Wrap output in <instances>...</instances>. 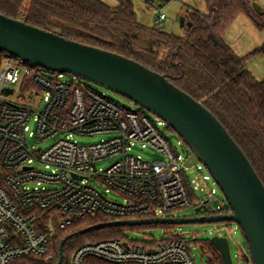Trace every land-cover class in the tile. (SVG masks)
<instances>
[{
    "label": "built area",
    "instance_id": "obj_1",
    "mask_svg": "<svg viewBox=\"0 0 264 264\" xmlns=\"http://www.w3.org/2000/svg\"><path fill=\"white\" fill-rule=\"evenodd\" d=\"M165 19L162 13L156 23L162 26ZM165 126L160 117L153 120L128 108L76 75L6 56L0 68V264L50 261L56 230L87 216L171 217L191 206L194 195L183 172L190 155L180 150L182 141L170 142ZM100 133L110 136L92 144L74 139ZM51 138L55 142L44 148L43 142ZM136 143L152 149L154 158L132 154ZM109 158L115 161L99 169L98 162ZM215 195L211 190L197 207L204 206L205 215L232 214L229 205H214ZM70 264L196 260L188 241L167 233L142 242L130 237L87 240L74 250Z\"/></svg>",
    "mask_w": 264,
    "mask_h": 264
},
{
    "label": "trees",
    "instance_id": "obj_2",
    "mask_svg": "<svg viewBox=\"0 0 264 264\" xmlns=\"http://www.w3.org/2000/svg\"><path fill=\"white\" fill-rule=\"evenodd\" d=\"M117 1L116 6H111L103 0H0V13L68 39L119 53L164 75L222 122L264 183V80H258L248 68L253 58L264 56V43L246 55H239L225 39L227 31L243 14L264 30V9L261 7V12L255 9L256 0H204L206 13L187 9L186 34L181 36L158 24H142L133 0ZM145 1L154 5L156 1L164 4L172 0ZM8 55L0 51V68ZM111 220L99 213L67 229H57L52 242L53 257L44 264L58 263L60 243L71 236L64 247L63 262L70 264L77 248L76 233ZM176 226H117L88 234H97V240H101L122 238L128 229L163 228L170 233ZM202 244L212 256L213 264H224L210 239Z\"/></svg>",
    "mask_w": 264,
    "mask_h": 264
},
{
    "label": "water",
    "instance_id": "obj_3",
    "mask_svg": "<svg viewBox=\"0 0 264 264\" xmlns=\"http://www.w3.org/2000/svg\"><path fill=\"white\" fill-rule=\"evenodd\" d=\"M255 9L261 12L257 3ZM0 51L46 70L76 75L103 86L163 119L191 149L186 165L204 164L233 211L232 214L194 217L111 220L76 234L117 226L231 221L240 226L248 243L250 254L244 255L247 260L264 264V183L226 127L202 102L132 58L68 39L1 13ZM203 209L204 206L196 207L197 213ZM70 237L60 243L57 264L64 262V247ZM210 241L220 252L224 264H234L227 236L216 235Z\"/></svg>",
    "mask_w": 264,
    "mask_h": 264
},
{
    "label": "rangeland",
    "instance_id": "obj_4",
    "mask_svg": "<svg viewBox=\"0 0 264 264\" xmlns=\"http://www.w3.org/2000/svg\"><path fill=\"white\" fill-rule=\"evenodd\" d=\"M111 6L118 4L117 0H103ZM135 4V10L137 12L138 20L147 26H154L160 16L164 13L166 19L163 21V28L173 34L184 36L186 34V26L182 24V19L187 14V9L195 8L202 13L207 12V5L204 0H172L168 3H161L156 1L154 5L147 4L145 0H133ZM257 4L264 9V0H256ZM28 2L25 3V7L28 6ZM227 43L239 54L246 55L262 43H264V30L258 29L250 18L246 15H240L225 35ZM248 68L252 71L253 75L258 80H264V56L259 55L253 58ZM71 79V77H68ZM89 85L100 93H104L113 100L131 107L135 110H140L150 116L153 120L157 119V116L151 112L141 108L135 102L128 98H125L103 86L89 82ZM163 133L168 137L172 144H180V150L186 156L191 154V149L187 146L181 138V136L172 131L171 127L165 126ZM109 133H100L93 136H80L74 135L81 144H92L101 141L102 139L108 138ZM56 139L51 138L43 142V147L47 148L55 142ZM134 155H140L146 159L154 158L155 152L150 148H143L141 143H136L135 147L131 150ZM114 158H109L98 162L97 166L99 169L108 168L113 162ZM202 168L199 169L198 166ZM183 172L186 180L189 183L190 189L194 195L193 204L191 206L180 208L170 214L171 217H194L198 215L196 211L197 202L200 198L205 197L211 190H216L214 205L223 204L228 205V202L223 194L222 190L216 184L212 178L210 172L206 166L202 163H198L192 166H187L183 163ZM208 175L210 178L204 180V176ZM110 198L122 201L121 196L110 194ZM89 233V232H88ZM78 234L74 237L75 246H79L87 240H97V234ZM170 233L180 234L182 238L188 241L190 249L194 254L196 264H213L212 256L202 246L203 241L209 240L212 237L219 234L220 236H227L230 241L231 253L234 264H253L252 260H247L244 256L245 253L250 254L248 243L244 237L243 231L240 226L231 221L215 222V223H186L180 224L170 230ZM167 234L163 228H152V229H128L125 230L123 237H130L136 241H147L150 238L161 239Z\"/></svg>",
    "mask_w": 264,
    "mask_h": 264
},
{
    "label": "flooded vegetation",
    "instance_id": "obj_5",
    "mask_svg": "<svg viewBox=\"0 0 264 264\" xmlns=\"http://www.w3.org/2000/svg\"><path fill=\"white\" fill-rule=\"evenodd\" d=\"M203 214V212H201V213H198V215H202Z\"/></svg>",
    "mask_w": 264,
    "mask_h": 264
}]
</instances>
